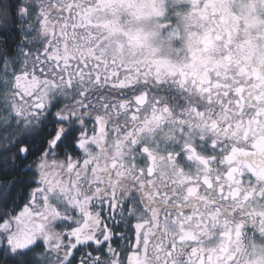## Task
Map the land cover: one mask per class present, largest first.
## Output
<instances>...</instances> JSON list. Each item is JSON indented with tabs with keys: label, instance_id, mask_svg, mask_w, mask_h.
<instances>
[{
	"label": "snow or ice",
	"instance_id": "snow-or-ice-1",
	"mask_svg": "<svg viewBox=\"0 0 264 264\" xmlns=\"http://www.w3.org/2000/svg\"><path fill=\"white\" fill-rule=\"evenodd\" d=\"M0 264H264V0H0Z\"/></svg>",
	"mask_w": 264,
	"mask_h": 264
}]
</instances>
